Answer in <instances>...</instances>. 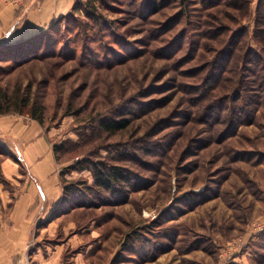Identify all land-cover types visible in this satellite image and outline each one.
Segmentation results:
<instances>
[{"label": "rangeland", "instance_id": "obj_1", "mask_svg": "<svg viewBox=\"0 0 264 264\" xmlns=\"http://www.w3.org/2000/svg\"><path fill=\"white\" fill-rule=\"evenodd\" d=\"M144 4L99 3L97 22L72 8L15 62L0 48V86L30 84L60 146L71 224L4 264L56 248L60 264H264V0ZM92 167L124 177L106 189Z\"/></svg>", "mask_w": 264, "mask_h": 264}, {"label": "crops", "instance_id": "obj_2", "mask_svg": "<svg viewBox=\"0 0 264 264\" xmlns=\"http://www.w3.org/2000/svg\"><path fill=\"white\" fill-rule=\"evenodd\" d=\"M75 2L23 0L18 6L2 3L0 48L18 45L46 32ZM0 137L6 141L11 154L2 160V173L13 185L0 189V264H4L9 256L6 251L11 246L19 250L32 239H53L55 230L63 228L67 233L71 224L63 225L62 216L57 213L65 196L64 168L43 125L29 114H0ZM66 239L60 236L58 244L65 245ZM61 256L62 248L47 254L40 250L34 253V261L35 264H60Z\"/></svg>", "mask_w": 264, "mask_h": 264}, {"label": "trees", "instance_id": "obj_3", "mask_svg": "<svg viewBox=\"0 0 264 264\" xmlns=\"http://www.w3.org/2000/svg\"><path fill=\"white\" fill-rule=\"evenodd\" d=\"M86 2L83 3V0H76L73 10L79 11L81 10L86 16L99 21L97 9L99 8V3L104 4L108 0H85ZM83 3V6L81 5ZM160 4V0H145L144 8L145 10H154L156 9ZM84 5L85 8H84ZM92 7V8H91ZM262 5L258 9V14L260 16H264V12H262L261 9ZM51 26V25H50ZM49 29V28H48ZM48 29L46 32L41 33L37 35L36 37L25 40L18 45H11V46H5V49L8 52H4L6 58H2L4 61L13 60L15 62V57H28L31 55L36 54L43 46L44 38L46 37L48 33ZM259 29H262L261 27ZM5 51V50H3ZM30 60H27V62ZM260 61L256 63V65H260ZM14 92L10 93L9 90L6 87L0 86V114H6V113H21L26 114L28 113L32 118L38 120L41 124L42 119L40 118L42 113V107L38 104L37 101H32L31 99V85L28 84L25 90L22 88V84L19 83L15 89ZM104 129L107 131H116L125 128L128 123L127 121H116V120H110L105 121L103 124ZM60 146L54 145V150L56 152L57 158H58V150ZM59 159V158H58ZM94 164V163H93ZM92 171L94 172V175L96 176V183L98 185L106 188L111 189L114 186V183L116 180H120L124 176L122 175V172L118 168H109L107 170H102L99 167H92ZM64 173V172H63ZM63 175V174H62ZM64 181V193L67 195L69 193L68 191V183L66 182V179H63Z\"/></svg>", "mask_w": 264, "mask_h": 264}, {"label": "built area", "instance_id": "obj_4", "mask_svg": "<svg viewBox=\"0 0 264 264\" xmlns=\"http://www.w3.org/2000/svg\"><path fill=\"white\" fill-rule=\"evenodd\" d=\"M23 0H0V5L2 3H8V4H13V5H20Z\"/></svg>", "mask_w": 264, "mask_h": 264}]
</instances>
